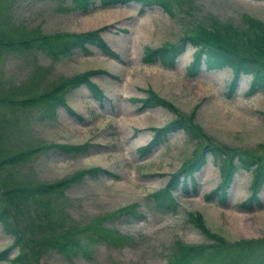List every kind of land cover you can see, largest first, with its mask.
<instances>
[{
	"label": "rangeland",
	"instance_id": "374dc122",
	"mask_svg": "<svg viewBox=\"0 0 264 264\" xmlns=\"http://www.w3.org/2000/svg\"><path fill=\"white\" fill-rule=\"evenodd\" d=\"M92 1L82 8L73 0H0V157L41 146L20 162H10L0 171V182L5 177L53 182L82 168L104 169L86 173L55 193L52 216L79 225L101 220V227L110 231L91 243L88 256L50 249L33 252V263L169 264L182 251L202 247L200 254L195 248L188 261L264 264V183L258 191L261 206L243 205L253 193L252 169L235 171L226 202H220L208 194L222 180L221 159L208 152L204 165L194 172L196 190L186 192L180 184L173 190L178 207L166 212L154 205L152 194L200 147L199 139L179 128L149 151H140L153 139L154 127L177 115L162 105L142 106L151 88L192 114L217 140L264 153V90L247 93L251 73L243 74L230 94V66L203 65L191 75L187 68L196 46L190 41L173 67L142 59L147 46L181 43L199 25L211 28L213 19L242 25L244 15L250 14L264 20V0H168L172 13L157 3L142 6L138 0ZM96 28L118 57L91 44L89 54L77 49L55 58L39 45L20 43L32 34ZM87 70H101L91 79L105 91L103 99L83 83L62 92L82 118L60 102L36 99L65 77ZM55 142L88 145L66 152L49 147ZM121 207L129 211L120 212ZM190 212L201 216L200 223ZM12 241L0 222V251ZM18 252V246L12 248L0 264H20Z\"/></svg>",
	"mask_w": 264,
	"mask_h": 264
},
{
	"label": "trees",
	"instance_id": "16d2710c",
	"mask_svg": "<svg viewBox=\"0 0 264 264\" xmlns=\"http://www.w3.org/2000/svg\"><path fill=\"white\" fill-rule=\"evenodd\" d=\"M78 7L86 8L90 0H73ZM130 0H101L102 3H126ZM142 6L157 3L169 12L171 5L168 0H138ZM91 3L93 1L91 0ZM212 27L199 25L194 29L195 33H187L183 36L181 43L162 44L159 47L147 46L142 59L146 62L160 61L163 65L173 67L176 65L178 56L185 50L187 41L196 46L193 60L187 71L191 75L198 74L203 65L207 69L230 66L233 71V78L229 84V94L238 86L243 74L251 73L248 94L260 89L264 90V20L250 14H245L242 25H235L232 22H222L213 19ZM101 28L81 32H55L45 34H32L27 39H22L21 44L33 43L39 45L45 52L58 58L61 54H70L79 49L89 54L90 45L98 46L103 53L118 57L119 54L109 45L100 32ZM101 70H87L67 76L56 83L50 90H46L36 99H52L63 104L71 113L82 118V115L71 107L64 95L66 88L86 84L91 93L98 99H103L106 94L91 75ZM148 96L142 100V106L162 105L174 111L177 115L168 124L154 127L153 139L140 147L141 153L149 151L153 146L162 141L165 136L179 128L185 130L192 138H198L200 147L193 151V155L175 172L170 174L168 183L152 194L154 205L162 211H174L178 207L173 190L181 187L189 192L196 190L198 182L194 172L199 170L207 159L208 152L214 158L221 159L220 170L222 180L217 187L208 194L209 197H218L220 202L225 203L227 190L231 184L235 171L239 167L252 169L254 177L252 181V196L243 205L252 207L254 202L261 206L262 201L258 195L261 185L264 183V153H255L252 149H241L233 147L225 142L217 140L212 135L195 123L193 115L183 113L173 102L158 95L149 88ZM88 144L69 145L55 142L49 147H56L63 151L73 148H85ZM41 146L32 149L22 150L9 158L0 157V171L6 169L10 162L18 163L25 157L38 151ZM12 160V161H11ZM104 170L101 166L82 168L74 173L53 182H31L30 179L13 181L4 178L0 182V222L4 232L13 236V241L8 248L0 251V260L8 256L9 251L19 247L15 259L20 264H35L32 261L33 252L48 251L56 249L65 255L74 256L77 254L89 255L91 243L103 238L107 231L101 227V220L89 222L85 225L78 223L62 222L52 216L54 194L63 191L64 188L83 178L86 173H93ZM10 172L7 171V174ZM252 202V203H251ZM120 212L129 211L128 207H121ZM55 212V211H54ZM189 217L200 223L201 216L189 213ZM105 235V234H104ZM259 239V238H258ZM225 240V239H221ZM252 240V239H251ZM245 239L244 241H251ZM182 248V245H181ZM197 248L196 253L200 254L202 247H190L182 251L180 258L170 259L169 264H193L188 261ZM35 259V258H34Z\"/></svg>",
	"mask_w": 264,
	"mask_h": 264
}]
</instances>
